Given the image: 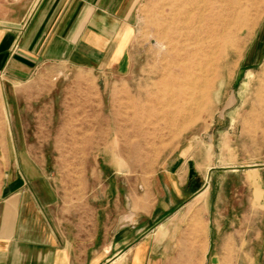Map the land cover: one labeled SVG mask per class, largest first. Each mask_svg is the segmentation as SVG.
Instances as JSON below:
<instances>
[{"label": "rangeland", "instance_id": "374dc122", "mask_svg": "<svg viewBox=\"0 0 264 264\" xmlns=\"http://www.w3.org/2000/svg\"><path fill=\"white\" fill-rule=\"evenodd\" d=\"M185 1L138 0L123 60L108 71L50 73L17 85V97L0 77V185L2 167L25 164L28 153L54 187V213L71 217L70 226L87 237L93 219L103 224L115 213L116 188L122 196L139 189L187 156L195 137L212 138L214 155L226 164L215 179L223 183L218 193L226 208L242 213L252 200L257 207L249 170L264 160V0H241L247 27L228 36L226 51L216 47L222 35L216 30L225 22L227 29L239 7L235 0H211L214 55L205 71L184 59L193 46L192 29L179 31ZM204 81L209 87L201 92ZM4 96L14 109L5 107Z\"/></svg>", "mask_w": 264, "mask_h": 264}, {"label": "crops", "instance_id": "0c3cea01", "mask_svg": "<svg viewBox=\"0 0 264 264\" xmlns=\"http://www.w3.org/2000/svg\"><path fill=\"white\" fill-rule=\"evenodd\" d=\"M137 3L0 0V77L17 97V85L50 73L108 71L123 60ZM197 139L139 189L116 188L115 213L93 219L87 237L54 213V187L28 153L25 164L3 166L0 264H264V160L249 170L259 204L237 214L218 193L226 164L213 139Z\"/></svg>", "mask_w": 264, "mask_h": 264}, {"label": "bare ground", "instance_id": "6f19581e", "mask_svg": "<svg viewBox=\"0 0 264 264\" xmlns=\"http://www.w3.org/2000/svg\"><path fill=\"white\" fill-rule=\"evenodd\" d=\"M246 2H248V0H246ZM185 3L189 6V9H188V11L183 12V13H186V14H184V15H186V17L182 18L181 22L178 20L180 25H181V28L179 31H181L182 29H186V28L192 29L193 46L191 45L192 49L190 51H186L184 59H187L191 63L192 66H195L201 70L202 67H205V68L207 67L208 63L204 62V61L209 60V62H210L211 61L210 55H214V52H213L212 46H211V40H212V36L214 33L213 28L211 27V22H212L211 0H186ZM234 4L236 6H238L239 8L237 7L238 8L237 12L235 11L232 13V15L230 14L231 15L230 22L227 23L229 25L228 28L226 29V22H225V24H223V26H222V29H219V28L217 30L215 29L216 33L218 32L217 33L218 36L220 34H222L221 36L216 38V41H215L216 47L219 48L220 46H223V49L225 51H226V47L228 45H230V41H231L230 39H228V36L239 35V33L247 27L246 22L248 19V13H247L248 10L246 9L243 2H241V0H235ZM181 6H182V3L179 6H177L176 8L179 7L178 9H180ZM184 7L185 6H183V8ZM178 12H180V11H178ZM178 14H180V13H178ZM218 15H219V13H218ZM173 17H175V16L173 15ZM179 17H181V16H179ZM223 18H221V21L224 22L225 18L224 19ZM249 21H250V19H249ZM227 22H228V20H227ZM174 23L172 21V24H174ZM176 23H178V22H176ZM232 26H234V30L232 29L233 28ZM177 27H179V26H177ZM189 29H187V30H189ZM226 34H227V38H226ZM178 35H180V37L186 36L185 34L180 33V32ZM163 38H164V36H163ZM225 51H224V54H225ZM178 58H180V55ZM202 70L205 71V69H202ZM181 72L185 73L184 75H186L187 74L186 68L182 69ZM200 87H201V90H199V91L202 92L203 90H206L209 87V83L207 81H204Z\"/></svg>", "mask_w": 264, "mask_h": 264}]
</instances>
